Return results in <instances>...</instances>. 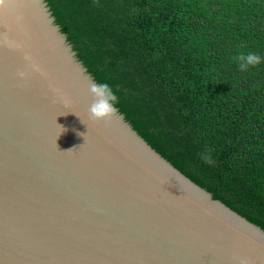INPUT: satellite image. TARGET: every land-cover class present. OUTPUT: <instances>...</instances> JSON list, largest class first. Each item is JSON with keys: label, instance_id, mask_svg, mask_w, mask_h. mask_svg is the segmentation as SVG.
Instances as JSON below:
<instances>
[{"label": "water", "instance_id": "95a60500", "mask_svg": "<svg viewBox=\"0 0 264 264\" xmlns=\"http://www.w3.org/2000/svg\"><path fill=\"white\" fill-rule=\"evenodd\" d=\"M93 82L46 0H0V264H264L117 107L89 119Z\"/></svg>", "mask_w": 264, "mask_h": 264}, {"label": "trees", "instance_id": "16d2710c", "mask_svg": "<svg viewBox=\"0 0 264 264\" xmlns=\"http://www.w3.org/2000/svg\"><path fill=\"white\" fill-rule=\"evenodd\" d=\"M162 157L264 230V0H46ZM259 51L246 69L238 49Z\"/></svg>", "mask_w": 264, "mask_h": 264}, {"label": "clouds", "instance_id": "9594fccd", "mask_svg": "<svg viewBox=\"0 0 264 264\" xmlns=\"http://www.w3.org/2000/svg\"><path fill=\"white\" fill-rule=\"evenodd\" d=\"M260 58L259 51L251 48L238 49L233 56V60L240 69H246L249 64H254ZM26 73L21 71L19 76L26 77ZM89 91L93 96L92 103L89 106V119L92 121L103 120L115 112V103L117 96L111 85L107 82L91 83Z\"/></svg>", "mask_w": 264, "mask_h": 264}]
</instances>
